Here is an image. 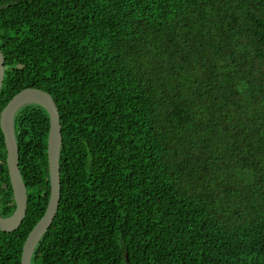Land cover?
<instances>
[{
  "label": "trees",
  "instance_id": "obj_1",
  "mask_svg": "<svg viewBox=\"0 0 264 264\" xmlns=\"http://www.w3.org/2000/svg\"><path fill=\"white\" fill-rule=\"evenodd\" d=\"M1 113L28 87L61 117V200L31 264H264V0H0ZM50 116H15L28 191L0 228L22 264L45 214Z\"/></svg>",
  "mask_w": 264,
  "mask_h": 264
},
{
  "label": "water",
  "instance_id": "obj_2",
  "mask_svg": "<svg viewBox=\"0 0 264 264\" xmlns=\"http://www.w3.org/2000/svg\"><path fill=\"white\" fill-rule=\"evenodd\" d=\"M5 63V55L0 49V91L5 78ZM29 104H39L43 106L50 116L48 161L51 195L45 214L32 228L26 238L22 253V264H31L35 249L52 225L61 200L60 156L63 135L60 112L56 101L48 91L35 87H28L12 97L1 113V128L5 136V143L8 152V169L16 201V209L12 215L3 217L1 213L0 194V228L3 231H14L18 229L27 213L28 191L19 167L20 154L15 134V116L22 107Z\"/></svg>",
  "mask_w": 264,
  "mask_h": 264
}]
</instances>
